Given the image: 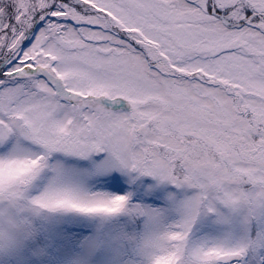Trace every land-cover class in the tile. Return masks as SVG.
Returning <instances> with one entry per match:
<instances>
[{
	"label": "snow or ice",
	"instance_id": "obj_1",
	"mask_svg": "<svg viewBox=\"0 0 264 264\" xmlns=\"http://www.w3.org/2000/svg\"><path fill=\"white\" fill-rule=\"evenodd\" d=\"M0 264H264V0H0Z\"/></svg>",
	"mask_w": 264,
	"mask_h": 264
}]
</instances>
